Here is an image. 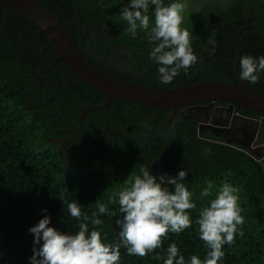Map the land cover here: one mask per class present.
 <instances>
[{
  "label": "trees",
  "instance_id": "16d2710c",
  "mask_svg": "<svg viewBox=\"0 0 264 264\" xmlns=\"http://www.w3.org/2000/svg\"><path fill=\"white\" fill-rule=\"evenodd\" d=\"M38 2L56 17L85 60L126 81L132 80V73L134 81L145 86L170 88L199 80L237 82L235 72L239 75L242 56H264V0H201L196 10H185L182 27L193 34L198 62L169 84L160 81L159 65L150 59L154 44L149 43L147 33L138 30L133 38L127 23L119 19L120 9L129 0ZM172 2L177 0H164L165 4ZM179 2L190 5L193 0ZM148 15L152 23L154 6L150 5ZM208 15L217 17L215 25H224L212 27ZM101 25L103 29L89 28ZM52 59V48L37 25L0 4V264H29L34 247L29 229L45 215L51 218L50 227L75 234L80 221L68 212L72 200L88 217L96 213L102 220L97 226L102 239L115 243L121 213L118 197L114 203L111 197L129 186L141 167L155 176L175 177L186 171L183 183L197 207L189 213L191 228L169 233L162 248L145 258L129 256L121 248L120 264H163L172 243L186 264L192 255L203 261L209 249L199 239L196 220L224 182L239 189L245 223L243 236L237 234L232 245L223 247L225 256L218 264H264L263 163L238 145L225 144L222 136L197 131L195 121L178 111L167 135L169 108L124 99H112L98 110L111 116L118 128L111 130L110 137L101 130L102 124H90L96 114L93 109L83 117L88 125L73 134L78 120L69 119L67 109H76L78 114L84 106L101 103L105 95L60 61L39 73ZM241 82L264 95V72L256 84ZM128 108L140 113L132 120L125 114ZM209 180L214 195L201 199L200 192ZM97 204H105L116 215L100 214ZM92 227L89 222L90 231Z\"/></svg>",
  "mask_w": 264,
  "mask_h": 264
},
{
  "label": "clouds",
  "instance_id": "9594fccd",
  "mask_svg": "<svg viewBox=\"0 0 264 264\" xmlns=\"http://www.w3.org/2000/svg\"><path fill=\"white\" fill-rule=\"evenodd\" d=\"M150 5L154 6L152 23L148 15ZM186 8L187 4L179 0L169 4L164 0H129L119 12V19L127 23V31L133 38L142 30L147 33L149 43L154 44L150 59L159 65V79L164 84L171 83L181 71L186 74L198 62L191 43L193 34L182 27ZM209 44L214 46L215 41L209 40ZM239 66L240 79L256 84L259 73L264 72V56L244 55ZM187 175L181 170L175 177L155 176L141 167L140 174L134 176L130 185L111 197L113 203L118 197L121 213L116 221L120 231L115 243H105L102 239L97 230L102 220L96 213L90 218L82 213V206L75 200L68 202V212L80 221L78 231L62 233L49 226L51 218L45 215L29 229L34 237L29 264H120L121 248L126 249L129 256L147 257L162 248L169 233L180 234L192 227L189 213L197 205L193 202V193L183 183ZM170 187H174V191ZM213 189V182L207 181L200 198L213 197ZM97 208L100 214L116 215L105 204H97ZM42 211L47 212V209ZM242 211L239 189L231 183H222L196 220L199 239L209 251L203 261L192 255L190 264H218L224 258L223 247L232 245L237 234L243 236ZM89 222L93 226L91 231ZM163 264H186L175 243L168 246Z\"/></svg>",
  "mask_w": 264,
  "mask_h": 264
},
{
  "label": "water",
  "instance_id": "95a60500",
  "mask_svg": "<svg viewBox=\"0 0 264 264\" xmlns=\"http://www.w3.org/2000/svg\"><path fill=\"white\" fill-rule=\"evenodd\" d=\"M0 4L13 9L32 20L47 38L53 51V59L39 73L45 72L55 62L60 61L81 80L104 93V100L95 105H87L80 115L89 109L105 108L112 99H124L135 104L150 107L169 108L166 119L167 135L170 120L178 111L184 117L195 121L197 131L209 128L211 134L224 136L225 144H236L247 151L260 163L264 159V95L242 83L236 74L237 82L199 80L186 85L170 88L150 87L111 76L85 60L73 47L65 30L38 0H0ZM86 26V24H84ZM89 28L103 29L104 26ZM234 68V60L232 61ZM214 102L226 104L227 108L215 107L213 113L207 106ZM243 110H251L259 115L252 119L240 114L229 113L232 104ZM225 111V112H224ZM209 114L212 120L208 121Z\"/></svg>",
  "mask_w": 264,
  "mask_h": 264
},
{
  "label": "flooded vegetation",
  "instance_id": "af4514ba",
  "mask_svg": "<svg viewBox=\"0 0 264 264\" xmlns=\"http://www.w3.org/2000/svg\"><path fill=\"white\" fill-rule=\"evenodd\" d=\"M193 2H195V0H193ZM192 2V3H193ZM186 4H187V2H185ZM192 3H190V5L192 4ZM189 4H187V8H186V11H189L190 9H189V6H190ZM248 16L250 17L251 15H250V13L248 14ZM208 18H209V20H210V25L212 26V27H214V26H219V25H224V23H220V22H218V24H216L215 25V23H214V21L216 22V21H219L218 19H217V17H214V18H212L210 15H208ZM214 19V20H213ZM209 48H211V46H208ZM236 72H235V77H236ZM130 76H131V78H132V80H134L133 79V74L132 73H130ZM239 79H240V77H239ZM236 80H237V78H236ZM238 81V80H237ZM241 81V80H240ZM107 106V105H106ZM85 107V106H84ZM83 107V108H84ZM215 107H218V108H227V103L226 104H224V103H221V102H214V104L213 105H211V106H207V109H208V111H210V112H212L213 113V111H214V108ZM82 108V109H83ZM82 109H79L78 110V114H76V109H73V108H71V109H67V110H69V112H71L70 113V115H68V117L69 116H71L69 119H76V120H78V124H77V127H76V129H75V131H74V133L73 134H77V132L79 133V131H80V128H81V126L84 124V128H85V126H87L88 124V122L85 120V121H83V117L85 116V114H87V112L89 111V110H91V109H89V110H87V111H85L84 112V114L83 115H80V110H82ZM100 109H102V108H100ZM104 109V108H103ZM99 110V109H98ZM98 110H95L96 111V114L93 116V119H92V121H90V124H93V123H97V124H102V131H104L105 132V134H107V136H109L110 137V132H111V130H118V128L113 124L114 123V121H112V120H110L111 119V116H108V115H106V114H104V113H102V112H99ZM225 112V111H224ZM140 113V110L139 109H133V110H131L130 108H128L127 109V111H126V115L130 118V119H134L135 118V114H139ZM229 113L230 114H234V113H237V114H240V115H242V116H245V117H248V118H252V119H258L259 118V115L257 114V113H255V112H253V111H251V110H248V109H246V110H243L239 105H237V104H232V107H230L229 108ZM72 114V115H71ZM75 115H77V118H75ZM211 116L212 115H210L209 116V114L206 116V117H208V121H210V120H212V118H211ZM131 120V121H132ZM71 129V128H70ZM134 129V128H133ZM116 130V131H117ZM202 130H206V131H208L209 133H211L210 132V129L209 128H205V129H202ZM117 134H119L118 132H117ZM213 135V134H212ZM216 136V135H215ZM217 136H222L223 138H224V136L221 134V133H218V135ZM145 137V136H144ZM61 140V139H60ZM54 141V140H53ZM55 142V141H54ZM60 143H61V141H60ZM235 144V143H234ZM64 148V147H63ZM64 151V149H62L60 152H63ZM262 163H263V167H264V159H263V161H262Z\"/></svg>",
  "mask_w": 264,
  "mask_h": 264
},
{
  "label": "rangeland",
  "instance_id": "374dc122",
  "mask_svg": "<svg viewBox=\"0 0 264 264\" xmlns=\"http://www.w3.org/2000/svg\"><path fill=\"white\" fill-rule=\"evenodd\" d=\"M201 2V0H196L195 2H193L190 6L189 9L190 10H196V8L198 7L197 5ZM255 158V157H254ZM256 159V158H255Z\"/></svg>",
  "mask_w": 264,
  "mask_h": 264
}]
</instances>
